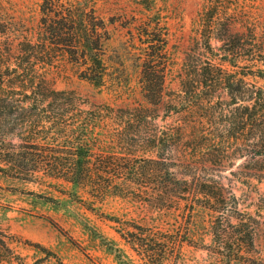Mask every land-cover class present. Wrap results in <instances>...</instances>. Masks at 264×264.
Segmentation results:
<instances>
[{
  "label": "rangeland",
  "instance_id": "1",
  "mask_svg": "<svg viewBox=\"0 0 264 264\" xmlns=\"http://www.w3.org/2000/svg\"><path fill=\"white\" fill-rule=\"evenodd\" d=\"M214 1L219 5L220 0ZM37 2L0 0V10L24 13L27 23L18 29L29 30L37 22ZM203 3L206 0H85L105 23L104 85L95 87L81 79L79 66L62 54L52 59L45 77L51 87L73 90L87 105L106 107L96 113L89 133L94 152L105 161L124 160V153L164 154L168 147L154 146L153 136L167 145L170 134H182L173 152L177 176L210 183L206 192L211 195H234L237 209L255 221L256 248L264 256V0H221L220 14L207 21L206 30L198 15ZM148 15H161L166 33L165 53L158 61L165 69L163 80L159 83V74L152 78L157 104L144 99L139 74L143 37L138 28ZM3 41L5 35L0 36ZM0 58L18 61L6 53ZM207 61L216 69L206 75L222 80L197 84V73L211 67ZM45 67L39 65V71ZM156 99L149 96V101ZM138 105L145 109L131 126L125 122L128 116L114 114ZM17 134L12 143H19ZM188 162L196 168H187ZM106 177L90 178L106 183ZM143 180L119 194H98L89 186L73 187L62 177H0V264H144L124 236L156 227L176 230L169 233L183 240L162 264H210L206 247L211 244V213L195 209L187 214L178 203L162 212L148 208L141 199L152 188Z\"/></svg>",
  "mask_w": 264,
  "mask_h": 264
},
{
  "label": "trees",
  "instance_id": "2",
  "mask_svg": "<svg viewBox=\"0 0 264 264\" xmlns=\"http://www.w3.org/2000/svg\"><path fill=\"white\" fill-rule=\"evenodd\" d=\"M84 3L85 0H38L37 22L31 24L29 30L18 29L27 23L24 13L0 10V36L7 38L0 42V55L6 53L18 60L11 63L10 59L8 62L0 58V177H62L73 187L89 186L98 194L106 190L119 194L128 187L142 185L143 179H147L152 190L141 199L146 207L162 212L175 208L178 203L187 214L195 209L211 213V244L206 247L212 257L210 264H264V256L256 248L255 221L237 209L235 196L223 192L211 195L206 192L210 183L199 177L177 176L173 169V152L177 141L183 138L182 134H170L167 145L166 140L157 141L153 136L154 146L160 150L168 147L164 154L157 153L155 157H134L124 153V160L105 161V156L94 152L96 149L92 146L95 145L89 133L95 128L96 113L103 112L106 107L87 105L75 91L55 89L45 77L52 59L62 54L79 66L81 79L95 87L104 85L107 75L103 58L105 23ZM220 4L221 0L219 5L214 0L202 4L198 15L205 30L207 21H213L220 14ZM162 20L161 15H148L138 28L143 37L139 52L140 83L144 99L154 104H157L159 94L154 91L152 78L159 74L161 83L165 70L158 63L165 53L162 48L166 33ZM226 30L231 33L229 25ZM206 38L205 43L210 47L209 36ZM207 63L211 67L204 68L206 73H197L194 81L197 84L222 80L219 75H206L216 69L213 62ZM41 64H46L43 72L39 71ZM151 95L157 96L154 102L149 101ZM25 102L30 106H24ZM84 105L86 107L81 108ZM144 109V105H138L131 107L129 112L116 111L114 114L128 116L125 122L131 126ZM16 133L20 137L18 144L11 142ZM91 158L96 162L89 161ZM185 166L196 168L190 162ZM192 173L194 176L195 172ZM95 175L107 176L106 183L90 178ZM181 224L180 220L174 228L178 229ZM156 228L124 236L144 264H162L169 252L183 242L181 237H172L173 233H169L176 230Z\"/></svg>",
  "mask_w": 264,
  "mask_h": 264
}]
</instances>
